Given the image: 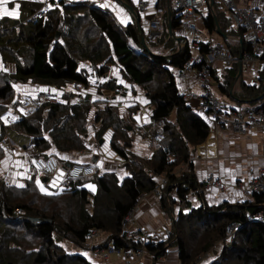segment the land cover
Instances as JSON below:
<instances>
[{"label": "trees", "instance_id": "1", "mask_svg": "<svg viewBox=\"0 0 264 264\" xmlns=\"http://www.w3.org/2000/svg\"><path fill=\"white\" fill-rule=\"evenodd\" d=\"M16 1L25 9L21 19L0 18L1 59L5 63H13L15 67L13 73L0 76V101L4 102L13 93V81L31 79L42 84L71 82L87 87L89 79L86 71L79 68V61L96 66L97 73L101 75L105 74L104 67L108 63L115 64L128 81L145 91L152 107V127L158 124L151 134L159 137V145L150 157L129 153L127 149L132 139L126 130L127 125L113 109L104 108V115L97 114L95 120L102 123V128L112 129L110 146L125 161L130 176L119 180L114 174L91 178L93 174L89 179L97 185L94 192L84 186L89 182L88 177H84L79 179L80 183L76 181L65 187L61 194L54 195L37 192L31 183L20 189L0 181V264H93L79 253L67 252L57 243L54 233L59 230L69 234L71 241L80 247L85 245L88 230L101 229L107 234V244L117 248H140L133 239L124 237L122 227L124 217L134 208L140 196L156 190L164 211L173 209L177 201L190 208L189 193L199 194L201 187L190 155L192 149L207 137L209 126L185 102L173 71L189 59V43L166 55L152 50L154 44L159 45L164 40L168 43L173 39L168 32V21L173 31L180 26L179 14L172 8L170 0V17L167 20L165 14L157 36L150 39L143 33L151 54L142 46L135 22L119 23L110 7H99L91 0L59 2L49 10L46 18L29 22L26 17L40 3ZM121 1L133 7L130 0ZM166 1L158 0L157 6L165 11ZM209 12L204 18V26L212 31L215 28L214 17L219 20V25L221 22L214 4ZM134 13L140 19L135 9ZM206 50L207 45L201 43L200 51ZM246 50L252 51L250 47ZM236 73L235 69L233 75ZM106 82V88H113L109 79ZM241 85L247 92L243 96L245 101L255 100L261 94L254 85L243 82ZM219 89L228 93L224 85H219ZM66 102L58 99L46 112L41 107L33 116H20L3 132L16 137L21 131L23 136L29 137L39 154L35 157L53 155H42L41 152L51 145L59 152L82 149L81 137L87 131L85 121L89 108L85 101L75 104ZM17 104V101L12 102L11 106L16 109ZM179 165L181 170L177 172L175 168ZM159 176H165V183L157 190ZM67 194L76 200L77 206H74L76 212L69 222L65 223H57L60 216L54 213V208L40 207L31 199L32 196L61 198ZM258 211L264 212V192L254 193L251 200L244 202L224 201L215 206L203 204L192 207L187 212L179 210L172 220L173 229L171 227L167 238L161 241L151 239L143 245V250L156 260L176 247L179 264H197L198 254L201 257L214 243L222 242L221 253L210 264H264L263 223H245L228 242L223 241L224 228L230 221L243 222L248 214ZM32 217L48 219L49 222H33ZM177 223L190 229L198 224L189 237L203 230V237L208 240L200 242L203 246L198 252L192 254L189 251L185 233L182 234V226Z\"/></svg>", "mask_w": 264, "mask_h": 264}, {"label": "crops", "instance_id": "2", "mask_svg": "<svg viewBox=\"0 0 264 264\" xmlns=\"http://www.w3.org/2000/svg\"><path fill=\"white\" fill-rule=\"evenodd\" d=\"M157 1L158 0H130V3L133 5V10L135 9L139 13V22L141 24L143 33L148 36L151 35L149 23L152 18L159 19V21H161L163 24L166 14L168 20L167 9L168 5L170 6V0L169 4L168 0L166 1L165 11L157 6ZM8 3V6L12 8L11 10H14L15 14L9 15L6 14L7 11H0V18L8 17L15 20L21 19V16L24 13L23 11H25L23 6L20 5L16 0H10L8 1ZM94 3L97 6L101 4L100 6L104 5V7H110L115 14L116 20L121 24H126L134 21L132 12L118 0H94ZM213 4L215 12L219 11L217 13L219 15L218 17L221 23L219 25V20L217 21V19L214 17L215 28L212 31L208 30L204 26V18L208 16V14L210 13L209 8L212 7L201 9L197 19V25L199 30L201 31L200 37L205 43H214L215 41L224 40L226 41L227 46L230 47L231 50L238 56L239 52L241 51L240 43L232 40L231 37H228L230 19L220 9L217 1L214 0V3L212 4L208 3V6H213ZM217 28H219V30L225 35V37L217 33ZM157 34L158 33L154 34L153 36H150V39H152V37L154 36H157ZM172 35L173 39L171 38V41L167 43L166 40H164L162 43H159V45L154 44L152 50L155 53L157 52L166 55L175 48H182L186 43H189V41L191 40L190 34L185 32V30H183L180 26L173 28ZM175 37H178L179 41L176 40ZM229 39H231L233 42ZM84 62L88 63L87 61ZM2 68H6L5 70L8 71L9 74H11L14 72L15 67L13 63H5L1 59L0 54V69ZM214 68L215 69L213 70V74L211 77L212 90L214 94L220 97L219 99L222 100V103L236 105L242 103L251 104L252 101L254 102V99L251 101H245L243 97L236 98L232 95H228V93H222L219 89V85H224L225 88H227V82H230L231 78L234 79V77L238 78L240 76L241 72L238 75L237 63H235L230 68H225L220 65V63H217L215 66L214 63ZM253 68L257 69L260 73H263L264 60L256 61L251 64L242 63L241 71L243 70L245 74L248 69ZM235 69L237 73L233 75ZM173 71L174 73H176L175 68H173ZM118 72L119 74L116 73L115 79L118 78L119 81H121L120 84L123 86L122 92L119 94L122 99L119 100L123 102L125 106L138 104L137 109L132 113V116L135 118L134 121L135 125L138 127V131L144 132L142 135H136L133 139V143L135 145L136 150H133L134 145L131 141V146L127 149V151L137 156L150 157L154 153L156 145H154L155 143L152 139L154 137V134H151L148 131V129H150L148 124L151 121L149 115H151L152 108L149 104V99L146 97L145 91L139 85L134 84L133 82L128 81L127 79L121 78L120 75H122V72L120 69L118 70ZM221 72L222 75L223 73L224 75L227 74L226 77H224L223 79L219 78L222 77V75L219 76ZM174 76L177 88L178 90H180L179 92L182 94L183 97H185V102L190 105L193 112L198 116L202 117L209 126L207 137L205 138V140H203L200 144L196 145L192 149L190 155V159L193 164L194 174L196 176L197 181L201 184V187L199 188L200 192L199 194L189 193L188 199L191 205L190 208H186L187 206L185 207V205L184 207L180 205L179 210L187 212L192 207H198L199 205L203 204H206L208 206H215L224 201L235 203L251 200L252 197L242 200V196L245 195L243 194L241 189L236 185V183L246 175L247 170L243 172V165L250 164L249 166H255L257 168L261 166L264 167V157L260 155V146L264 142V133L253 131L245 135H238L230 127L217 126L215 121L207 117L204 113L205 111H203L199 106L200 96L202 95V87L198 79L192 76L189 79L183 80L178 79L176 75ZM217 76L219 77L217 78ZM261 76L262 75L259 76V80H261L260 82H257L258 80L245 82L244 79H242V82L244 84L246 83L247 85H254L255 87H257L256 89H258L261 83H264V80L262 81L263 78ZM7 79L8 78H6V80ZM13 83L19 84V87L21 85H33L32 80L30 79L23 82L13 81ZM88 86L89 84L87 85V87ZM198 87L200 88V94H196L199 92V90L197 89ZM36 88L37 89H31L30 91H28V93L24 94L23 97H21L25 104V106L22 108L18 106L15 109L12 106L7 105L15 99L13 95L16 91H13V93H11L8 97L11 102L3 103V101H0L2 102V104H0V181H3L6 186L16 187L20 189L25 188L27 184L31 183V186H33L37 192L44 193L47 195H54L59 193L61 194L62 190L65 188L60 185V179L63 175V173L61 172L62 169H58L54 176L48 179L40 176L39 173H37L32 166V160L36 156L34 155V153H36V150L34 144L30 141V138L23 136L21 131H18V135L16 137L14 135H10L9 133L3 132V129L9 128L12 123L18 121L21 118L20 116L28 117L31 114V110L33 109L26 105L28 100L39 99L40 95L53 96L55 98L56 96H58L57 92H55L53 88L43 89V86ZM51 91H54L53 94ZM192 91L196 93L191 94ZM241 94L243 95V93ZM187 95L189 96L187 97ZM77 96L78 97L75 101L72 100L73 104L79 103L80 101L78 100H81L83 98V96L81 95ZM115 97L116 95L113 94L109 98L113 100L115 99ZM84 99L87 100L89 98L84 97ZM67 104L69 103L67 102ZM43 110L47 111L48 109L43 108ZM144 113L148 115L149 120L143 119L142 115ZM2 125L4 127H2ZM11 128L14 127L12 126ZM107 130L110 131H107L105 137L107 138V144H109L110 146L112 129L109 128ZM104 131L105 130H103V132ZM111 150L114 155L112 161H114V158L116 157L118 162L122 161L120 164H123V162L125 164V161L118 154H116L112 148ZM88 151L83 150L76 153H70V151L63 152L67 154L64 156H60V159H62L60 163H63L61 164V167L64 168L65 165H68L73 162H85L83 160H86L85 158L88 154ZM90 161L92 164H88L98 169L104 168V165L107 164L106 161H104V159L99 154L94 155ZM104 172L108 171L105 170ZM115 175L117 176L118 174ZM127 176H130L129 172L126 175L124 174V176L122 177H118V179L122 180ZM90 177H88V179ZM215 179L222 180V182L224 183L222 188L218 189L213 186L212 183H210L211 180ZM90 181L89 183L92 184L91 188L86 187L85 185L84 186L94 192L97 188V185L95 182ZM77 183H80L79 180H77ZM45 190H47V192ZM227 197H230L233 200H228ZM173 211V209H169V211H164L160 207L158 194L154 192H149L144 197L138 200L136 209L133 212V220L131 222V226L144 230L146 233L150 234V239L161 241L163 240L162 238L164 232L166 230L170 231L173 223L172 220L175 219V216H177L178 214L177 211L175 215H173ZM217 245L218 244L213 246L207 253L198 258L199 261L197 264L202 263L207 258L210 259L209 261L213 262L216 259L217 255L215 251V247ZM101 257L102 261L100 262V264H121L122 262L121 259L116 256ZM179 261L180 260L178 257V251L176 247H172L168 250V254L166 256L157 258L156 260L153 258L152 255L145 252L140 259H134L131 262L132 264H179Z\"/></svg>", "mask_w": 264, "mask_h": 264}, {"label": "built area", "instance_id": "3", "mask_svg": "<svg viewBox=\"0 0 264 264\" xmlns=\"http://www.w3.org/2000/svg\"><path fill=\"white\" fill-rule=\"evenodd\" d=\"M40 3L33 10L26 20L35 22L39 19L47 17L49 10L56 7L59 2L72 3L83 0H31ZM94 2V0H91ZM209 1V2H208ZM218 2L220 9L229 17V33L228 37L238 43L242 41L241 55L242 63H254L264 60V0H215ZM210 0H171L172 8L179 14L180 27L189 33L191 40L189 46L191 55L182 67L176 69V77L178 79H189L192 76L198 79L202 87V95L200 96V108L205 111L207 117L214 120L217 126L230 127L238 135H245L253 131L264 133V103L257 105L250 103H242L229 105L222 103L219 96L214 94L211 85V77L213 74L214 63H220L225 68L232 67L237 63V54L233 53L226 41L219 40L214 43H207L206 52H201L200 47L203 42L201 31L197 25L199 12L203 8H209ZM214 3V0H213ZM208 6V7H207ZM151 35L159 32V22L157 18H152L149 23ZM250 47L252 51L246 50ZM245 48V49H244ZM199 65V68H197ZM216 66V65H215ZM189 95H187L188 97ZM185 99V97H183ZM58 100L53 96L40 95L39 99L28 100L27 106L36 110L43 107L48 109ZM151 115H149V118ZM156 146L159 145V137L153 138ZM260 155L264 157V142L260 146ZM32 166L42 177H52L59 168V162L54 155L39 156L32 160ZM93 168L90 164L84 162H73L65 167L64 175L60 179L61 186L69 187L75 181L82 177L91 176ZM222 181V180H221ZM218 180H211L210 183L220 189L224 183ZM165 176H159V182L156 189L164 185ZM236 185L241 189L244 195L252 197L254 193L264 192V167L259 168L249 166L246 175L239 180ZM156 190H153L155 193ZM147 193L140 196L144 197ZM138 202V201H137ZM134 208L127 213L123 219L122 227L124 229V237L133 239L140 245V248L131 247H115L110 243H105L107 235L97 236L104 233L101 229H90L85 233L86 242L92 245L93 253L101 256H116L121 259V264H132L134 259H140L145 253L143 245L149 242L150 234L144 230L131 226L133 220ZM252 222H260L264 224V212L258 211L246 216L243 222L230 221L224 228V240L228 242L234 234L246 225ZM169 231L163 234V240L167 238ZM98 241H95L97 240ZM165 252L162 257L166 256Z\"/></svg>", "mask_w": 264, "mask_h": 264}, {"label": "rangeland", "instance_id": "4", "mask_svg": "<svg viewBox=\"0 0 264 264\" xmlns=\"http://www.w3.org/2000/svg\"><path fill=\"white\" fill-rule=\"evenodd\" d=\"M8 1H10V0H0V11L1 12L7 11V13L15 14L14 10H11L12 8L8 6L9 5ZM100 5L101 4H99V7L104 8V5L103 6H100ZM217 12H219V11H217ZM157 21L159 22V26H160L159 30H160L162 27V22L159 21V19H157ZM229 40L232 41L231 39H229ZM234 47H235V45H234ZM78 66H79V68L86 71V74H87L88 79H89V86L88 87H81L80 85H75L71 82L48 83V84L44 83V84H42L41 82L38 83V82H35L32 80L33 85H26V86L21 85L20 87H19V84L12 83L13 91H16L13 95V97L15 99L12 102L15 103L17 101V103H18L16 105L17 107L18 106L20 108L24 107L25 104H24L21 97H23V95L28 93V91H30L31 89H37L36 87H40V86H43V89L53 88L55 90V92H57V94H58V96H56V99L57 100L63 99L64 101L66 99L69 104H73L72 100L75 101L78 97L77 95L83 96V98L81 100H78V101H82V100L85 101L86 106L89 108L88 112H87V116H86V121H85L87 131H86V134L81 137V140L83 142L84 147L82 149H79V150H68V151H70V153H76V152H80L83 150H87V151L89 150L88 154L86 155V158H85L86 160H83V161L90 163V164H92L90 161L91 158L96 154H99L104 159V161H106L107 164L104 165V168L98 169V168L93 166L94 175L91 178H95L94 176L101 175V174H106L108 176H110L112 174H114V175L118 174L117 177H122V176H124V174L126 175L129 172V168L124 164V162H123V164H120L122 161L118 162L116 157L114 158L115 160L112 161V158L114 157V155L112 153L111 147L109 146V144H107V138L105 137L107 131H110V130H107L110 127L109 128H102V126H101L102 123L96 122L95 118L97 117L96 116L97 114L100 116L104 115L103 114L104 108L113 109L114 112L117 115H119V117H121L123 119V122L125 123V125H127L126 130L128 129L127 130L128 135H129V137H131L132 144L134 145V143H133L134 137L136 135H142L144 133V132L138 131V127L135 125V121H134L135 118L132 116V113L137 109L138 104L125 106L124 103L119 100V99H122V97L119 94L122 92L123 86L120 84L121 81H119L118 78L115 79L116 73L119 74V72H118L119 69L115 64L108 63L106 65V67H104L105 74H106V75L104 74L105 76L97 73L98 71H97L96 66L89 65L88 63H86L84 61H79ZM5 69L4 68L0 69V76H7L9 74V72L6 71ZM221 75H222V72L220 73L219 76H221ZM226 75L227 74L224 75V73H223L222 77L217 76V78L219 77L220 79H223L224 77H226ZM260 75H262L261 77L264 80V72L260 73L257 69L253 68V69H248L244 74V72L242 70L241 74L238 78L234 77V79L233 78L230 79V84L227 85L228 95H232L233 97H236V98L246 96L247 92H244L242 90V85H241L242 79H244L245 82L255 81V80L256 81L258 80L257 82H260L261 81V80H259ZM120 76H121V78L126 79L123 74ZM107 79L110 80V85H112L113 88H106V83H107L106 80ZM216 82H218V81H216ZM261 85H262V83H261ZM261 85L259 87V89H260L259 92L262 93ZM197 89L199 90V92L198 93L195 92V93L200 94V88L198 87ZM51 92L53 94L54 91H51ZM193 93L194 92L192 91L191 94H193ZM241 93H243V95ZM113 94H115L116 97H115V99L112 100L109 97ZM84 97H88L89 99L85 100ZM7 102H11V100H9V98H8L3 103H7ZM11 103H9L8 105L11 106ZM260 103H264V98H262L258 101L254 100V102L252 101L251 104L257 105ZM35 111L36 110H34V109L31 110V114L29 115V117L33 116ZM144 115H146V116H144ZM142 116H143V119L149 120L148 115L146 113H144ZM152 124H153L152 121H150V123L148 124V126L150 128V129H148V131L150 133H152L156 129V127H158V124H156L153 127L150 126ZM103 130H105V131L103 132ZM118 136H119V134H118ZM154 145H156V144H154ZM133 150L134 151L136 150L135 145L133 147ZM41 152H42V155L43 154H53L59 160V169H62L61 172L63 173L64 169L61 167V164H63V163H60L62 161V159H60V156H64L67 153H63V152H59V151L55 150L52 145L49 149H46V150L41 151ZM34 155H39V154L34 153ZM21 162H22V160H21ZM249 165L250 164L243 165V167H242L243 172L245 170H247ZM105 170L108 172H104ZM175 170L177 172H179V170H181V166L180 165L177 166L175 168ZM90 180H92V179H89L88 181H90ZM215 180H218V179H215ZM219 181H221V180H219ZM85 186L91 188L92 184H90L88 182L85 184ZM45 191L47 192V190H45ZM171 193H172V195H175L174 192H171ZM242 197H243L242 200L249 198L248 195H245ZM31 199L40 207H45V206L49 207V208L52 207L51 210L54 208V213L57 216H60V218H59L60 220H58L57 223L69 222V220L71 219V215L76 212V209L74 208V206H77L76 200L71 199L70 196H68V194L61 197V198H55V197H51V196L43 197V198H40V197L34 198V196H32ZM227 199L233 200L230 197H227ZM235 200H237V199H235ZM180 205L181 204H179L178 201L174 204L173 215H175V213L179 210ZM178 223L183 224V222H181V221H178ZM178 223H177L178 226H182V234L185 233L186 242H187V244H189V248H190L189 251L192 254L198 252L200 250V248L203 246V244H200V242L204 243V241H203L204 239H205V241L208 240L207 238L203 237V230H201L198 235H195L193 233L189 237V233L194 231V229H197L198 224L193 225V227L190 229V228L185 227L187 225H179ZM4 224H6V223H4ZM172 229H173V227H172ZM104 235H107V234L104 232V233H101L97 236H104ZM29 237H32V235H29ZM70 237L71 236L69 234H66V232L63 233L61 230L54 233V238H55L56 242L61 244L67 252L79 253V254L83 255L85 258H87L88 261H90L91 263L100 264V262L102 261V257L94 255V253H92V245L89 242H85V245L82 248V247L74 244V242L71 241ZM95 241H98V239ZM216 244H218L215 247V251L217 254V255L216 254L215 255L217 258L219 256V254L221 253L223 244H222V242H218V243H214L213 246H215ZM26 246H30V245L27 244ZM197 256L200 258L199 254ZM211 259H212V257H211ZM209 260L210 259L207 258V259H205V261H203L200 264L212 263ZM198 261H199V259L197 258L196 262L198 263Z\"/></svg>", "mask_w": 264, "mask_h": 264}, {"label": "water", "instance_id": "5", "mask_svg": "<svg viewBox=\"0 0 264 264\" xmlns=\"http://www.w3.org/2000/svg\"><path fill=\"white\" fill-rule=\"evenodd\" d=\"M120 1L124 6H126L133 14V17H134V22H135V25H136V31H137V34L139 36V39H140V42L142 44V46L148 50L147 48V45L145 43V40H144V36H143V30H142V27H141V24L139 22V18L137 17V15L134 13V10L133 8L128 5L127 3L121 1V0H118ZM213 3V0H210V4ZM168 4H169V0H168ZM167 14H168V19L170 17V6L168 5V9H167ZM217 24V22H216ZM168 32L170 35L173 34V31H172V25H171V22L168 21ZM217 33H219L221 36L225 37V35L219 30V28H217ZM176 40L179 41L178 37H175ZM240 43V48L242 47V41L239 42ZM149 53L153 54L150 50H148ZM237 65H238V75L240 74L241 72V68H242V55H241V51L239 52V55L237 56ZM264 97V83L262 84V93L255 99V100H259L261 98ZM33 222H49L48 219H44V218H40V217H32L30 218Z\"/></svg>", "mask_w": 264, "mask_h": 264}, {"label": "clouds", "instance_id": "6", "mask_svg": "<svg viewBox=\"0 0 264 264\" xmlns=\"http://www.w3.org/2000/svg\"><path fill=\"white\" fill-rule=\"evenodd\" d=\"M35 158H36V157H35ZM57 160H58V159H57ZM58 162H59V160H58ZM84 163H85V162H84ZM71 164H72V163H71ZM87 164H88V163H87ZM67 166H69V165H65L64 168H63V169H64V170H63V175H64L65 167H67ZM91 166H92V165H91ZM92 168H93V167H92ZM58 169H59V168H58ZM93 174H94V171H93ZM93 174H92V175H93ZM63 175H62V177H63ZM87 177H89V176H87ZM44 178L48 179V178H50V177H44ZM82 178H83V177H82ZM80 179H81V178H80ZM75 182H76V181H75Z\"/></svg>", "mask_w": 264, "mask_h": 264}, {"label": "flooded vegetation", "instance_id": "7", "mask_svg": "<svg viewBox=\"0 0 264 264\" xmlns=\"http://www.w3.org/2000/svg\"><path fill=\"white\" fill-rule=\"evenodd\" d=\"M202 43L207 45V43H205V42H202Z\"/></svg>", "mask_w": 264, "mask_h": 264}, {"label": "snow or ice", "instance_id": "8", "mask_svg": "<svg viewBox=\"0 0 264 264\" xmlns=\"http://www.w3.org/2000/svg\"><path fill=\"white\" fill-rule=\"evenodd\" d=\"M6 14H9V15H11L12 13H6Z\"/></svg>", "mask_w": 264, "mask_h": 264}]
</instances>
